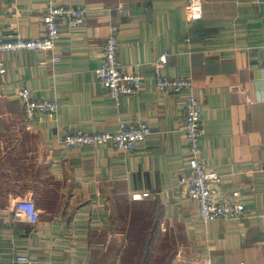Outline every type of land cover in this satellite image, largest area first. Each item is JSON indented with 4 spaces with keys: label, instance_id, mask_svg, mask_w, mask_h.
Listing matches in <instances>:
<instances>
[{
    "label": "crops",
    "instance_id": "0c3cea01",
    "mask_svg": "<svg viewBox=\"0 0 264 264\" xmlns=\"http://www.w3.org/2000/svg\"><path fill=\"white\" fill-rule=\"evenodd\" d=\"M53 6L88 10L83 29L61 24L52 51L60 61L3 57L0 264H264V0H0V40L43 38ZM113 27L123 71L144 78L141 94L120 106L97 77ZM165 53L166 76L194 81L203 163L221 177L218 199L244 205L243 220L203 221L185 196V100L153 81L152 63ZM23 88L59 100V113L37 115L29 128ZM121 123L149 124L152 135L129 153L62 143L70 132L117 133ZM20 200L35 202L37 225L13 221ZM124 204L128 226L117 221Z\"/></svg>",
    "mask_w": 264,
    "mask_h": 264
},
{
    "label": "built area",
    "instance_id": "2783aa9c",
    "mask_svg": "<svg viewBox=\"0 0 264 264\" xmlns=\"http://www.w3.org/2000/svg\"><path fill=\"white\" fill-rule=\"evenodd\" d=\"M88 10L84 6H53L47 11L45 18L46 34L37 40H27L20 36H9L0 40V74H5L3 57L9 54L24 52L45 53L53 63L60 61L52 51L54 44L61 36V24L65 23L70 30L82 29L86 25ZM119 41L117 29H111L103 48L102 64L97 71L98 84L116 105L120 106L123 98L141 94L144 78L141 75L126 73L119 60ZM169 54L165 53L152 63L153 81L159 93L172 96L182 95L184 104V134L187 142L190 173L180 180L185 196L194 199L199 205V217L203 221L213 219L236 222L246 217V210L241 203H228L218 199L217 191L221 185V177L209 171L202 159L203 140V106L194 93V81L191 78H170L166 76ZM23 106V117L32 128L37 115L56 116L61 109L59 100H40L28 89L23 88L19 93ZM152 135L149 124L136 125L120 124L117 133L109 132H70L62 139L63 145L78 149L101 145L111 147L122 153L134 151L143 145ZM264 173V166L259 170ZM141 196H134V201H140ZM40 211L32 200H20L14 209V222H26L37 225ZM21 264H29L26 257L17 258Z\"/></svg>",
    "mask_w": 264,
    "mask_h": 264
},
{
    "label": "rangeland",
    "instance_id": "374dc122",
    "mask_svg": "<svg viewBox=\"0 0 264 264\" xmlns=\"http://www.w3.org/2000/svg\"><path fill=\"white\" fill-rule=\"evenodd\" d=\"M83 29V28H82ZM77 30H79V29H77ZM60 39V38H59ZM58 42V41H57ZM106 42V41H105ZM56 44V43H55ZM54 44V45H55ZM104 45H105V43H104ZM103 48H104V46H103ZM55 55V54H54ZM55 56H57V55H55ZM132 207L129 205V206H127V204H124L120 209H119V212L122 214V215H124V216H122V217H120V218H117V221L119 222V223H121V225H123V226H128L129 225V211H130V209H131ZM136 219H140V218H136Z\"/></svg>",
    "mask_w": 264,
    "mask_h": 264
}]
</instances>
